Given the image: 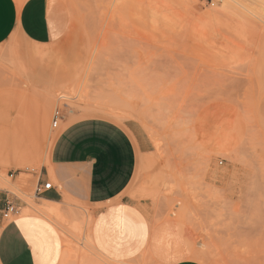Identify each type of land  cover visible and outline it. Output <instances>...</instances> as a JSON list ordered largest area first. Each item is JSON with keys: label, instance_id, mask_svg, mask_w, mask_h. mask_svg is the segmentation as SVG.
<instances>
[{"label": "rangeland", "instance_id": "1", "mask_svg": "<svg viewBox=\"0 0 264 264\" xmlns=\"http://www.w3.org/2000/svg\"><path fill=\"white\" fill-rule=\"evenodd\" d=\"M58 5L62 31L51 42L14 34L0 43V126L13 129L14 116H23L31 132L24 147L35 157L22 169L5 164L0 190L36 202L46 139L61 129L60 121L52 127L55 109L133 122L149 151L123 194L142 207L151 230L123 203L95 216L82 202L64 203L59 217L38 216L57 258L61 243L56 264H165L167 254L264 264V0ZM40 108L48 124L39 133L31 116Z\"/></svg>", "mask_w": 264, "mask_h": 264}, {"label": "crops", "instance_id": "2", "mask_svg": "<svg viewBox=\"0 0 264 264\" xmlns=\"http://www.w3.org/2000/svg\"><path fill=\"white\" fill-rule=\"evenodd\" d=\"M61 31L58 0H0V43L16 34L35 44H45L57 38ZM67 114L59 118L62 128L36 180V183H44L53 178L55 184L38 194L36 203L46 200L64 204L75 200L89 206L94 216L110 204L123 203L136 208L151 230L142 207L123 194L134 175L139 155L149 151V141L139 126L133 122L120 126L99 117L73 119ZM0 119L5 120L6 114L0 115ZM13 123L14 118L12 126ZM8 129L0 126V133ZM18 175L15 182L19 181ZM10 200L16 205L12 219L2 216ZM24 205L7 190H0V264H56L61 255V243L57 258L50 226L40 218L46 217L23 213ZM148 243L146 238L121 259L135 254ZM179 244L183 252H189L183 242ZM174 255L161 257L165 264H202Z\"/></svg>", "mask_w": 264, "mask_h": 264}, {"label": "bare ground", "instance_id": "3", "mask_svg": "<svg viewBox=\"0 0 264 264\" xmlns=\"http://www.w3.org/2000/svg\"><path fill=\"white\" fill-rule=\"evenodd\" d=\"M228 1H231L234 4H237L239 6H244V3L246 0H228ZM44 113L45 112H44L43 108H40V109H37L33 113V116H31V118H33L34 123H35L34 124L36 127L35 130L38 131L39 133L41 132V130L46 129V122L48 124V121H47L48 118H47V116L45 117ZM16 116H17V114H16ZM16 116H14L13 129H8V130L0 133V166H1L0 176H4L2 183H4L6 185L3 188L7 187L6 182H8V177H7V175H5V173L2 169V167L5 166V164H11L12 162H14L15 164H17V165L14 164V166L22 169L25 167L26 163L32 161V159L35 158L33 155V152L31 150H26L24 147L26 145L25 142L28 138H30L28 136H30V133H31V132H29V133L27 132L29 130L26 131L27 127L23 122L25 120V118L19 114L20 119L22 118L20 120L19 117L18 116L16 117ZM23 118H24V120H23ZM47 128H48V126H47ZM60 128H62V127H60ZM58 133H59V129H55V131L50 134V136H49L50 138L46 139L47 149L44 151L46 163L49 160L51 148H52V145H53L54 140L56 139V136ZM42 136H45V135H42ZM27 142H29V139ZM17 179L19 181H18L17 185L15 184V187L18 186L22 182L23 176L21 173L18 175ZM64 198L66 200V196ZM24 202H25V207L23 209V213L39 214V215H44V217H50V218H53V216L59 217L60 211L62 209L61 202H50V201L42 200V203L38 204L30 196L27 197V199ZM64 206H67V205L65 204ZM68 206H70V205H68ZM71 207H73V206H71ZM83 213H85V211ZM85 216H86V214H85Z\"/></svg>", "mask_w": 264, "mask_h": 264}, {"label": "built area", "instance_id": "4", "mask_svg": "<svg viewBox=\"0 0 264 264\" xmlns=\"http://www.w3.org/2000/svg\"><path fill=\"white\" fill-rule=\"evenodd\" d=\"M61 117V114L58 109H55L52 115V127L56 128L59 124V118ZM52 182L47 181L44 183L37 182L35 185V194H41L48 188L52 187ZM16 209V205L13 201H7L5 208L2 210V216L7 218L8 215L12 214Z\"/></svg>", "mask_w": 264, "mask_h": 264}]
</instances>
